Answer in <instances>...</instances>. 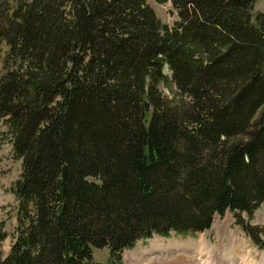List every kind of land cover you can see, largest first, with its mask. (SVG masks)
<instances>
[{"label":"trees","instance_id":"trees-1","mask_svg":"<svg viewBox=\"0 0 264 264\" xmlns=\"http://www.w3.org/2000/svg\"><path fill=\"white\" fill-rule=\"evenodd\" d=\"M253 1L170 0L179 20L160 31L144 0H0V119L20 160L0 264H92L102 247L121 264L152 233L251 215L264 200ZM167 79L185 100L162 95Z\"/></svg>","mask_w":264,"mask_h":264},{"label":"rangeland","instance_id":"rangeland-1","mask_svg":"<svg viewBox=\"0 0 264 264\" xmlns=\"http://www.w3.org/2000/svg\"><path fill=\"white\" fill-rule=\"evenodd\" d=\"M153 9L156 20L163 28L173 27L179 20L170 0L158 2L144 0ZM264 10V0H254L251 6V22ZM5 50L0 43V59ZM1 72V63H0ZM168 75V71L164 69ZM162 95L173 102L185 100L167 79L159 84ZM260 109L253 115L257 118ZM242 136H235L232 140ZM20 173V160L13 156L7 127L0 119V221L7 236L0 243L2 254L8 251L11 232L15 225L16 199L11 191L12 183ZM252 227L257 234V244L240 229L235 215ZM257 227V231L254 229ZM203 245V246H202ZM108 249L91 248L92 264H108ZM121 264H264V200L250 216L244 212L226 210L223 215H214L209 228L198 233H175L167 236L152 234L138 239L121 252Z\"/></svg>","mask_w":264,"mask_h":264},{"label":"bare ground","instance_id":"bare-ground-1","mask_svg":"<svg viewBox=\"0 0 264 264\" xmlns=\"http://www.w3.org/2000/svg\"><path fill=\"white\" fill-rule=\"evenodd\" d=\"M203 246V245H202Z\"/></svg>","mask_w":264,"mask_h":264}]
</instances>
